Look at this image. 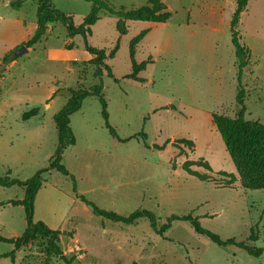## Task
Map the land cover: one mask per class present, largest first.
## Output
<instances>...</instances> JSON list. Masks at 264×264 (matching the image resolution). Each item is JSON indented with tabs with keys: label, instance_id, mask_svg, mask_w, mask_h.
I'll list each match as a JSON object with an SVG mask.
<instances>
[{
	"label": "rangeland",
	"instance_id": "1",
	"mask_svg": "<svg viewBox=\"0 0 264 264\" xmlns=\"http://www.w3.org/2000/svg\"><path fill=\"white\" fill-rule=\"evenodd\" d=\"M161 1L171 14L165 23L127 21L126 33L119 35L117 17L101 13L91 26L89 45L104 48L106 54L118 40L114 56L105 59L117 81L105 69L100 79L95 77L83 38L68 37L60 22L27 48L31 50L14 56L15 50L8 61L0 57L4 65L0 70V176L10 171L12 177L27 179L48 166L58 145L53 117L70 89L92 90L101 81L110 125L119 137L131 138L117 143L104 126L98 97L86 96L70 116L75 143L63 150L61 161L75 176L77 191L98 207L123 215L150 210L159 224L170 214L191 213L222 239L245 240L253 229L257 240L249 244L264 246V190L242 186L211 121L212 113L235 117L239 110L228 27L233 4ZM9 2L0 0V56L8 47L12 51L15 41L31 35L36 24V1H25L18 10ZM107 2L123 10L146 4V0ZM51 3L70 15L74 24H80L91 8L85 0ZM143 29L148 31L138 42L134 58L149 63L138 75L143 82H137L123 76L131 70L130 40ZM238 31L249 49L242 80L244 116L264 125V0H248ZM31 107L39 108L35 125L21 120L22 112ZM141 132L146 140L138 135ZM123 153L124 167L118 164ZM204 161L211 171L202 165ZM187 162L200 174L218 178L216 172L230 173L232 187L218 188L187 174ZM42 178L35 217L42 220L52 209L55 215L62 212L79 221L80 231L65 230L59 240L66 256L73 258L72 264H264V253L254 257L234 246H218L195 233L188 222H174L160 237L146 218L132 225L109 221L94 215L74 196L69 177L50 169ZM23 194L21 187L0 186V201ZM25 225L23 207L0 209V235L19 236ZM91 234L100 238H90ZM12 249V244L0 241V254ZM14 258L12 262L10 257H1L0 264H44L41 238L18 250ZM52 262L66 264L56 258Z\"/></svg>",
	"mask_w": 264,
	"mask_h": 264
},
{
	"label": "trees",
	"instance_id": "2",
	"mask_svg": "<svg viewBox=\"0 0 264 264\" xmlns=\"http://www.w3.org/2000/svg\"><path fill=\"white\" fill-rule=\"evenodd\" d=\"M25 1L30 0H10L9 6L18 10L22 7ZM36 1V24L32 35L14 49L4 55L3 60L8 61L10 54L17 50L20 46L25 45L27 48L38 43L42 37L47 33L50 25L55 22H60L67 31L68 37L80 35L84 41L85 51L90 55L87 62L94 67V75L101 78L103 69L107 71V75L112 77L115 81L117 78L113 77L110 67L105 63V59L110 56L113 57L118 49V40L114 47L106 54L104 48H95L88 43V37L91 33V26L100 18V14H109L117 17L116 30L119 35H123L127 30V21H143L155 24H162L168 21L171 14L167 10L165 4L161 0H146V4L132 10L114 9L110 6L107 0H85L90 2L91 8L88 14L83 18L80 24H74L70 15L56 10L51 3V0H31ZM248 0H236L235 9L229 21L230 41L234 48L235 66H236V94L235 102L239 107L235 117L212 113L211 121L216 130L221 135L226 150L235 167L236 173L242 183V186L247 189H263L264 190V125L258 120L247 119L244 116L245 105V85L243 84V75L248 66L249 49L242 43L238 31V24L242 13L246 10ZM148 29L141 30L134 36L129 43V56L131 62V70L123 77L137 82H143L139 78V73L143 71L149 63L147 60L137 62L134 58L136 46L139 41L146 35ZM14 59V58H13ZM102 83L99 81L92 90L87 89H70V95L62 108L56 112L53 117L54 125L57 131L58 145L49 161L48 166L40 168L35 174L27 179H19L12 177L10 171L5 175L0 176V186L9 188L12 186L21 187L24 191V196L21 199H8L0 201V207L6 204L12 206L22 205L24 208V215L26 226L22 233L16 237H5L0 235V241L12 244L13 249L1 257H10L14 261L15 253L37 238L42 240V253L44 255V264H54L53 258L63 261L66 264H72L73 258L67 257L59 245L60 235L64 233L62 230L52 229L48 227L43 221L34 220V199L35 195L40 189L43 178L42 175L50 169H55L62 175L71 179L73 184L74 196L83 204L89 207L90 211L97 216L108 219L115 223H122L124 225H132L137 221L146 218L149 221L151 229L155 234L164 237V233L170 230L174 222L184 221L188 222L193 231L199 235L207 237L210 241L218 246H234L247 252L249 255L259 257L264 253V246L256 247L249 242L257 240V236L253 229L245 240H236L234 237L222 239L217 233L203 227L200 223V217L193 216L191 213L178 215L170 214L166 217L163 223H158L154 213L147 209H136L127 215L116 213L111 210H105L98 207L94 202L88 199L82 193L77 191L75 176L61 163L63 150L75 143V138L70 129V116L72 113L78 111L82 106L83 99L90 95H96L101 103V115L104 120V126L109 134L117 142H126L130 138H121L118 136L114 128L108 121V112L106 109V101L101 93ZM39 108L31 107L21 114V120L27 121L38 116ZM140 135L143 140L147 136L143 132ZM136 135L132 136L135 137ZM170 140L164 142L165 146ZM145 143V142H144ZM146 145V144H145ZM162 146V147H163ZM158 148L157 146H154ZM204 167L211 171L209 164L202 162ZM190 163L184 165V170L187 174L204 182H213L218 188H231L232 176L226 172H216L218 178L209 174H200L196 170L189 167Z\"/></svg>",
	"mask_w": 264,
	"mask_h": 264
},
{
	"label": "crops",
	"instance_id": "3",
	"mask_svg": "<svg viewBox=\"0 0 264 264\" xmlns=\"http://www.w3.org/2000/svg\"><path fill=\"white\" fill-rule=\"evenodd\" d=\"M226 1V3L227 4H233V10H232V13H233V11H234V8H235V4H236V0H225ZM245 13V11L242 13V14H244ZM151 23V22H150ZM153 23H151L150 25H152ZM228 27H229V23H228ZM51 25L49 26V28H48V30H47V32L49 33V32H51ZM32 35V34H31ZM31 35H26L25 37H22L21 39H19L18 41H15L14 42V44H13V48L15 47V46H18L19 44H21L22 42H24L25 40H27ZM11 47V48H12ZM10 47H8L7 49H6V51H5V53L3 54V55H1L0 57H2V56H4L5 54H7L8 52H9V49ZM32 49V48H31ZM31 49H28V50H31ZM89 55V54H88ZM90 56V55H89ZM37 117H39V114H38V116H36V118ZM33 119H35V117L34 118H31L30 120H27L26 122H28V123H30V124H32V125H35V124H37V122L38 121H36L35 120V122H34V120ZM117 143H119V142H117ZM114 146H115V148H117V146H118V144L116 145V144H113ZM114 154H117L116 153V151H114ZM122 157H123V160H120L119 162H118V164L120 163V162H122L121 164H122V166L124 167L125 166V154L123 153L122 154ZM120 183L118 184V186L120 187ZM123 185H124V183H123ZM122 186V185H121ZM12 187H14V186H12ZM3 188H5V187H3ZM10 188V187H9ZM118 188V187H117ZM79 193H81V192H79ZM38 194H39V191L36 193V195H35V199H34V220L35 221H37L38 220V218L37 217H35V215H36V208H37V203H38ZM24 195V194H23ZM122 196L123 197H125V193L123 192V194H122ZM23 197V196H22ZM22 197H20V198H17V199H21ZM8 200V199H7ZM6 205H10V204H6ZM85 205V204H84ZM5 206V205H4ZM4 206H1L0 207V209H2V207H4ZM11 206V205H10ZM18 206H20V207H23L22 205H18ZM86 206V205H85ZM83 208L84 209H86L84 206H83ZM53 215H55L54 214V210H52V209H49V210H47V214L42 218V220H40V221H43L48 227H50V228H52V229H58V230H62V231H65V230H69L70 228H74L77 232L78 231H80L79 230V227H78V219H75L73 216H71L70 218H68L67 216H66V214H64V213H62V212H59V213H57L55 216H56V219L53 217ZM5 223V221L3 222L2 221V224H4ZM25 224H26V221H25ZM26 226V225H25ZM94 232V231H93ZM93 232H91V233H93ZM97 237H99V236H95V235H93V234H91V236H90V238H96L97 239ZM100 238V237H99ZM82 243V242H81ZM83 245H85L84 243H82ZM15 259V258H14Z\"/></svg>",
	"mask_w": 264,
	"mask_h": 264
},
{
	"label": "water",
	"instance_id": "4",
	"mask_svg": "<svg viewBox=\"0 0 264 264\" xmlns=\"http://www.w3.org/2000/svg\"><path fill=\"white\" fill-rule=\"evenodd\" d=\"M28 50L25 45L20 46L14 53V56L20 55L23 51ZM4 68V65L0 64V70Z\"/></svg>",
	"mask_w": 264,
	"mask_h": 264
}]
</instances>
